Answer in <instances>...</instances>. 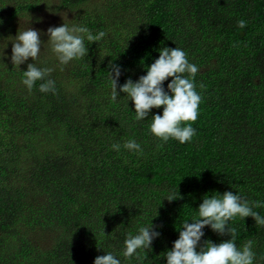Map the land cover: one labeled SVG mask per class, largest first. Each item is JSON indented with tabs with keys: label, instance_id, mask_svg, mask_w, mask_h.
<instances>
[{
	"label": "trees",
	"instance_id": "obj_1",
	"mask_svg": "<svg viewBox=\"0 0 264 264\" xmlns=\"http://www.w3.org/2000/svg\"><path fill=\"white\" fill-rule=\"evenodd\" d=\"M48 6L106 37L62 67L42 45L35 63L54 69L56 92L40 93L37 82L29 93L20 79L33 61L14 67L10 60L15 19L42 12L48 20L38 30L46 33L64 22ZM33 25L41 22L30 20L25 29ZM161 47L182 48L199 67L202 101L192 141L158 147L148 125L162 109L134 122L124 93L110 100L107 71L121 66L119 91L146 74ZM3 50L0 264H93L105 251L119 255L127 233L152 219L161 235L143 264H166L177 230L205 194L233 191L264 201V0H0V57ZM128 139L141 144L142 156L111 149ZM168 189L180 199L163 200ZM255 210L264 215V208ZM229 226L237 229L238 247L255 242L254 264H264V227L251 217ZM204 232L201 245L231 238Z\"/></svg>",
	"mask_w": 264,
	"mask_h": 264
},
{
	"label": "clouds",
	"instance_id": "obj_2",
	"mask_svg": "<svg viewBox=\"0 0 264 264\" xmlns=\"http://www.w3.org/2000/svg\"><path fill=\"white\" fill-rule=\"evenodd\" d=\"M48 10L62 16L64 21L62 25L49 27L46 33L38 30L44 28L42 25H33L27 29H25L26 26H20L17 29L14 28L12 33L13 35L18 32L14 40L11 41L10 60L13 66L20 67L29 58L33 61V63H27V70L22 71L20 79V83L29 93L33 91L37 82H40L38 85L40 93L55 94L56 92V83L49 78L54 69L38 67L35 63L45 44L58 61L59 66L62 67L88 56V45L96 42L99 46L106 37L104 31L93 33L82 23L66 22L61 12L54 9L53 6L51 9L48 6ZM237 26L239 28L246 27V21L239 20ZM42 34L47 35L46 42L42 41ZM7 47L8 45L4 50ZM4 50L0 57L2 59L7 56ZM158 51L159 57L150 66H146V74L141 75L136 81L131 78L127 79L125 83L119 85V91L118 81L122 75V68L120 65L110 64V71H107L109 98L112 102H116L120 93H124L123 97L134 104L132 112L136 123L145 121L153 109H162V114L151 115V122L148 125L149 133L160 142L158 147L170 139L180 144L191 142L196 135L193 123L198 118L199 105L202 101V96L197 91L195 83L199 67L189 62L187 54L182 48L161 47ZM169 78L171 80L165 88V81H168ZM199 87L203 89V83ZM121 147L133 154L140 156L144 154L141 144L135 139H128L123 145L120 143L111 144V149L117 152ZM164 199L172 202L180 199V193L168 189ZM259 208H264V201H250L238 192L225 191L222 194L220 192L205 194L191 220H183L177 230L178 239L173 241L171 249L164 254L166 264H254L255 242L246 240L238 247L236 244L237 229L229 225L237 218L251 217L257 227H264V215L255 210ZM152 221L153 219L148 224L140 225L135 234L127 233L119 255L113 251H105L106 254L97 256L93 264H122L121 256L126 261L135 259L138 264H143L147 258L145 253L152 249L153 241L161 235ZM206 227L222 237L229 235L231 238L218 244L208 240L201 245L200 242L205 235Z\"/></svg>",
	"mask_w": 264,
	"mask_h": 264
},
{
	"label": "rangeland",
	"instance_id": "obj_3",
	"mask_svg": "<svg viewBox=\"0 0 264 264\" xmlns=\"http://www.w3.org/2000/svg\"><path fill=\"white\" fill-rule=\"evenodd\" d=\"M30 20H35L36 22H41V25L43 27H46V24H47V20L48 18L45 16L44 13L42 12H33L31 13L30 15H27V17H21V16H17L16 19H15V28L17 29L18 27L20 26H26ZM54 20H51L49 22V24L51 22H53ZM56 21V20H55ZM48 24V25H49ZM47 27H52V26H47ZM46 29V28H45ZM45 31V30H44ZM42 39V38H41ZM47 40H45L46 42Z\"/></svg>",
	"mask_w": 264,
	"mask_h": 264
}]
</instances>
